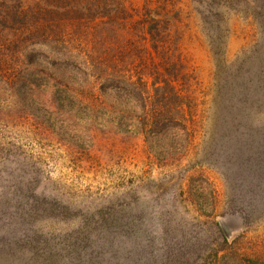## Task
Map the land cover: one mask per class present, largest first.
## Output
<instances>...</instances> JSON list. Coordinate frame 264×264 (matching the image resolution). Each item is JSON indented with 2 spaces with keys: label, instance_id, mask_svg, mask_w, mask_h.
<instances>
[{
  "label": "rangeland",
  "instance_id": "374dc122",
  "mask_svg": "<svg viewBox=\"0 0 264 264\" xmlns=\"http://www.w3.org/2000/svg\"><path fill=\"white\" fill-rule=\"evenodd\" d=\"M256 1L0 0V264H22L19 252L32 250L20 242L19 230L36 239L40 253L60 254L61 247L71 250L61 232L108 219L128 224L116 241L134 225L147 228L179 264H255L264 258V210L258 215L225 206L223 180L207 163V127L198 128L193 141L183 133L177 141L179 133L167 135L155 145L162 148L160 158L149 157L141 126L115 100L100 96L96 81V69L109 65L115 50L130 63L146 48L144 8L167 11L174 34L166 45L177 43L206 123L223 64L255 42ZM181 166L209 179L216 203L208 196L207 208L195 211L182 193ZM201 184L208 193L212 185ZM31 204L35 211L29 213ZM211 217L231 248L204 262L219 248Z\"/></svg>",
  "mask_w": 264,
  "mask_h": 264
},
{
  "label": "trees",
  "instance_id": "16d2710c",
  "mask_svg": "<svg viewBox=\"0 0 264 264\" xmlns=\"http://www.w3.org/2000/svg\"><path fill=\"white\" fill-rule=\"evenodd\" d=\"M256 2L257 9L251 16L256 26L255 42L243 50L237 60L223 64L225 76L222 84L215 86L212 115L206 123L200 118L198 99L189 91L194 78L188 76L178 56L177 43L172 48L166 45L169 44L168 37L174 34L167 11L144 8L141 27L146 48L135 54L130 63H127L128 56H122L113 48L112 62L96 69L99 73L96 81L100 82L97 84L99 95L115 100L122 107L120 111L141 126L144 145L152 152L147 155L149 157L160 158L162 148L155 145L160 146L167 135L176 138L179 133L177 141L183 133L193 141L199 135V132L196 134L197 129L201 131L207 127V137L203 141H208L211 148L207 163L223 180L225 206L261 215L264 210V0ZM15 12L11 10L9 17L15 18ZM88 61L86 58L85 62ZM180 172V179L184 182L182 193L196 212L207 208L205 200L208 196L217 202L214 186L208 178L201 176L202 173L194 170L193 174H188L184 166L180 167ZM195 174L212 185L208 193L201 184L202 180L192 177ZM34 208L31 204L27 211L31 213ZM215 209L214 204L207 216H214ZM209 219L214 233L219 236V248L208 252L204 262L210 257L216 260L227 247L231 248L220 233L216 219ZM118 221L82 222L74 229L61 232L59 235L64 240L68 239V247H71L68 251L61 247L62 254L40 253L35 250L36 239L26 238V232L19 230L20 242L31 245L32 250H21L18 261L22 264H84L83 260L85 264H158L153 260L158 258L159 264H179L172 258L171 247L165 246L162 238L154 236L153 231L149 232L147 228L140 230V226L134 225L136 230L132 227L129 231L126 229V234L116 241V232L121 233L120 230L128 226L127 223L118 224ZM156 227L160 229L159 224ZM160 232L163 231L160 229ZM38 236L48 239V234L43 237L40 231ZM133 253L135 258H132ZM153 255V259L148 258ZM256 261L253 262L264 264V258Z\"/></svg>",
  "mask_w": 264,
  "mask_h": 264
},
{
  "label": "water",
  "instance_id": "95a60500",
  "mask_svg": "<svg viewBox=\"0 0 264 264\" xmlns=\"http://www.w3.org/2000/svg\"><path fill=\"white\" fill-rule=\"evenodd\" d=\"M222 229L225 230V227L223 226ZM225 233H227V232H225Z\"/></svg>",
  "mask_w": 264,
  "mask_h": 264
}]
</instances>
